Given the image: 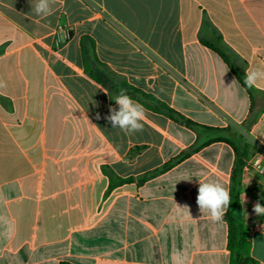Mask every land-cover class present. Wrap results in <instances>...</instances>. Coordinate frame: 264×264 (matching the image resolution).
Here are the masks:
<instances>
[{
	"label": "crops",
	"instance_id": "crops-1",
	"mask_svg": "<svg viewBox=\"0 0 264 264\" xmlns=\"http://www.w3.org/2000/svg\"><path fill=\"white\" fill-rule=\"evenodd\" d=\"M34 7L0 0V264H175L177 253L229 264L228 224L200 211L198 188L230 193L235 151L209 140L241 136L248 158L264 153V82L244 83L264 69V0H53L47 17ZM121 89L146 109L133 135L105 119ZM244 170L260 189L244 187L239 218L264 264L253 211L264 178ZM109 173L133 181L110 189Z\"/></svg>",
	"mask_w": 264,
	"mask_h": 264
},
{
	"label": "trees",
	"instance_id": "trees-1",
	"mask_svg": "<svg viewBox=\"0 0 264 264\" xmlns=\"http://www.w3.org/2000/svg\"><path fill=\"white\" fill-rule=\"evenodd\" d=\"M105 80L106 79L104 78V79H100L99 81L104 84ZM125 89L127 91L133 90V88H131L130 86H125ZM143 97L147 99H153L150 96L144 94ZM157 103H158V108H161L164 112H166L168 115L173 117L175 120H177L178 122L184 124L185 126L191 129L194 130H198L199 128L213 129V128L200 126L195 122H193L192 120H189L184 116L178 114L174 110L168 108L163 103L158 101ZM214 141L227 142L233 147L236 155L235 165L232 172L230 193H229L231 204L228 207L226 213L224 214V219L228 224V250L230 254L229 264H259L258 261L255 260L251 255L252 228L247 222L239 218V213L243 210L242 193L244 187H247V189L251 190L253 193L258 192L260 189L258 182L255 181L253 178H251L244 170L246 162L248 161L249 144L248 142L243 140L241 136H239L238 138L235 139L223 138V137L211 139L208 142H206L205 145L210 144ZM201 147H202L201 145L200 146L197 145L191 148L188 152L182 153L172 161L164 164L158 170L141 176L139 178V182L144 183L145 181H147L149 177L170 170L172 167H174L175 165H177L178 163L189 157L191 151H196ZM108 175L110 179V189H113L117 186L133 181L132 178L122 179L113 173H109ZM248 184L252 186V189L247 186ZM62 264H67V263H62Z\"/></svg>",
	"mask_w": 264,
	"mask_h": 264
},
{
	"label": "clouds",
	"instance_id": "clouds-1",
	"mask_svg": "<svg viewBox=\"0 0 264 264\" xmlns=\"http://www.w3.org/2000/svg\"><path fill=\"white\" fill-rule=\"evenodd\" d=\"M53 0H35L34 11L38 16L47 17L51 15ZM264 82V69L255 68L246 71L244 83L248 88L256 87ZM5 84L0 81V87ZM117 108H110L109 115L105 119L112 128H119L127 135H133L143 130V120L146 109L143 105L135 102L124 89L115 98ZM97 119H100L99 113ZM264 158V157H261ZM197 204L200 211H207L213 221L222 219L225 211L231 204L229 190L219 182H200L198 188ZM253 211L258 215H264V206L259 203L254 205ZM175 264H183L180 254L174 256Z\"/></svg>",
	"mask_w": 264,
	"mask_h": 264
},
{
	"label": "built area",
	"instance_id": "built-area-1",
	"mask_svg": "<svg viewBox=\"0 0 264 264\" xmlns=\"http://www.w3.org/2000/svg\"><path fill=\"white\" fill-rule=\"evenodd\" d=\"M261 157H264V153H259L251 158H248L245 168L264 178V158ZM262 197L264 201V193Z\"/></svg>",
	"mask_w": 264,
	"mask_h": 264
}]
</instances>
